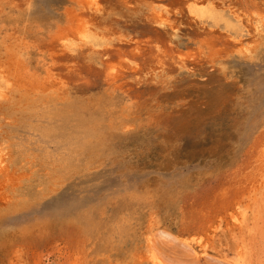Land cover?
I'll use <instances>...</instances> for the list:
<instances>
[{
	"label": "rangeland",
	"instance_id": "obj_1",
	"mask_svg": "<svg viewBox=\"0 0 264 264\" xmlns=\"http://www.w3.org/2000/svg\"><path fill=\"white\" fill-rule=\"evenodd\" d=\"M188 1L0 0V264H264V23Z\"/></svg>",
	"mask_w": 264,
	"mask_h": 264
},
{
	"label": "bare ground",
	"instance_id": "obj_2",
	"mask_svg": "<svg viewBox=\"0 0 264 264\" xmlns=\"http://www.w3.org/2000/svg\"><path fill=\"white\" fill-rule=\"evenodd\" d=\"M206 1V0H204ZM202 0H192V1H188V4H187V9H188V12L193 15L195 17L196 20L198 19H201L204 21L205 18H210L212 19L213 21H215L216 23H219V21H223L225 23V26L230 30L232 31L233 34V37L234 39H236L238 42L241 41V40H244V36L246 35L245 33V29H244V24H242V19L243 18H246V20L248 22H250V24H252L253 26V22L252 20L255 22V24L259 23V22H263L264 23V12H261L260 10H258L256 7H253L250 10V12L248 13H245L242 14V13H237L235 10H232L231 8H228L230 13H226V10L221 8V7H218L216 6L214 3H211L209 1L207 2H204ZM158 2V0H157ZM180 3V1H177ZM185 2H187V0H185ZM252 2V1H251ZM80 3H83L84 5L86 6H90V7H93V6H97L99 5V0H80ZM168 3V2H166ZM172 3V2H171ZM178 3V4H179ZM181 4V3H180ZM246 4V3H245ZM254 4V3H253ZM171 5V4H170ZM183 5V4H182ZM252 5V3H251ZM247 6V5H246ZM253 6V5H252ZM255 6V5H254ZM258 6V5H257ZM156 7V6H155ZM163 7V5H162ZM179 6H177L176 8H178ZM225 8V7H224ZM243 8V7H242ZM261 8V6L259 7ZM182 8H179V10H181ZM262 9V8H261ZM177 10V9H176ZM178 10V11H179ZM184 10V8H183ZM263 10V9H262ZM243 11H244V8H243ZM264 11V10H263ZM183 14V13H182ZM151 18L154 20V22L159 26V27H165V26H168L170 25V21H169V18H168V15H166L165 13V10L163 11V9L161 8H154L152 13H151ZM242 19H241V18ZM199 22V21H198ZM212 24V22L210 23ZM246 24V23H245ZM174 25V24H172ZM249 26V25H248ZM251 26V25H250ZM173 27V26H172ZM216 27V25H215ZM210 28V27H209ZM168 29V28H167ZM202 29V28H201ZM214 29V28H212ZM229 32V31H228ZM250 33V32H249ZM224 34V33H223ZM175 35V34H174ZM232 35V34H230ZM249 36V35H248ZM222 41V40H221ZM225 41H228V39ZM229 42V41H228ZM226 44V43H225ZM230 44V43H229ZM233 44V43H232ZM245 44V43H244ZM159 46L158 45V49H159ZM136 50V49H135ZM133 51V50H132ZM138 51V50H137ZM160 51V50H159ZM138 53V52H137ZM140 53V51H139ZM176 53V52H175ZM179 53V60L181 61H184L186 60V57L184 56V54H182L180 51L178 52ZM135 54H136V51H135ZM189 54V53H188ZM193 54V53H192ZM133 55V54H132ZM130 53L128 54H124V55H121L120 58H121V62L122 64H124L126 67H130V68H133L134 70L137 69V66L139 65L138 61H136ZM159 55L161 57H165L164 53L162 51L159 52ZM172 55V54H171ZM194 56V55H193ZM160 57V58H161ZM177 57V55H176ZM189 57V55H188ZM187 57V58H188ZM191 57V56H190ZM175 58V57H174ZM118 59V57H117ZM189 59V58H188ZM163 60V59H162ZM179 63V62H178ZM121 64V65H122ZM126 64H128L129 66H127ZM121 65H118V62L117 64L114 63H108V76H110L112 79H117L120 74L123 72L122 68L123 66ZM132 71V70H131ZM137 72V70H136ZM127 73V72H126ZM121 77V76H120ZM7 91V90H6ZM8 93V92H7ZM3 95V94H2ZM4 147V146H3ZM3 154V153H2ZM1 156V154H0ZM2 157V156H1ZM250 158V157H249ZM5 159V158H4ZM3 157L2 159H0V164L2 163L3 164ZM1 166V165H0ZM4 166V165H3ZM2 166V167H3ZM0 167V168H2ZM199 220V219H198ZM239 220V218L237 219ZM238 223H241V225L245 226V228L249 227L248 225V216L247 214H242L241 215V220L240 222ZM252 228V227H251ZM250 231V229L248 230ZM247 231V232H248ZM253 231V230H252ZM163 236V235H162ZM179 236V235H178ZM192 243V242H191ZM151 244V243H150ZM187 245H189V243H185ZM202 245V244H201ZM191 246V245H189ZM154 247V246H153ZM189 248V247H188ZM203 250H205L206 252V249L205 247H201ZM204 252V253H205ZM151 255V254H149ZM242 258V257H241ZM151 259H152V263L153 264H163L162 261L156 256L155 254V251H152V255H151ZM239 259V258H238ZM241 260V259H240ZM242 261V260H241ZM241 263V262H240ZM247 263V262H246ZM245 263V264H246ZM239 264V263H238Z\"/></svg>",
	"mask_w": 264,
	"mask_h": 264
}]
</instances>
